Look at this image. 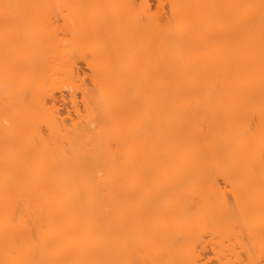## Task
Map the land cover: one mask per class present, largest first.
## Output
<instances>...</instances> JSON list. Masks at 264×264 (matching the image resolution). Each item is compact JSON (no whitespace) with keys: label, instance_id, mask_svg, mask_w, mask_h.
I'll return each mask as SVG.
<instances>
[{"label":"bare ground","instance_id":"obj_1","mask_svg":"<svg viewBox=\"0 0 264 264\" xmlns=\"http://www.w3.org/2000/svg\"><path fill=\"white\" fill-rule=\"evenodd\" d=\"M99 1L0 3V264H264V0Z\"/></svg>","mask_w":264,"mask_h":264},{"label":"rangeland","instance_id":"obj_2","mask_svg":"<svg viewBox=\"0 0 264 264\" xmlns=\"http://www.w3.org/2000/svg\"><path fill=\"white\" fill-rule=\"evenodd\" d=\"M158 1L159 0H148V2H149V4H150V7L152 8V10L153 9H155V7H156V5H157V3H158ZM3 3V2H5V0H0V3ZM3 4H5V3H3ZM2 4H0V7H3V8H5V6H6V4H5V6H1ZM83 5V4H82ZM82 5H80L81 7H79V9L80 10H84V8L86 7V6H82ZM105 4H104V0H100L98 3H97V6H98V8L99 9H104L105 8V6H104ZM3 8L1 9L0 8V10H2L1 12L2 13H0V14H4L5 15V13H4V11H6V8H5V10H3ZM56 11V13H54V15L56 16V17H58V18H61V16H60V13H59V10L58 9H55ZM61 12V11H60ZM53 13V12H52ZM63 13H61V15H62ZM50 16H51V14H50ZM53 16V15H52ZM0 17H2L1 15H0ZM52 18H55V17H52ZM57 18V19H58ZM78 66H80V67H82L83 65L81 64V63H79V65ZM79 67V68H80ZM204 249H206V250H204ZM203 249V251H205V253L207 254V255H209V253H210V250H209V247H205ZM212 264H213V262H211Z\"/></svg>","mask_w":264,"mask_h":264}]
</instances>
